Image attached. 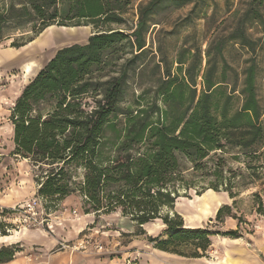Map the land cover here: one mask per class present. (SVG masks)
Here are the masks:
<instances>
[{
	"label": "trees",
	"instance_id": "obj_1",
	"mask_svg": "<svg viewBox=\"0 0 264 264\" xmlns=\"http://www.w3.org/2000/svg\"><path fill=\"white\" fill-rule=\"evenodd\" d=\"M136 1L0 0V46L18 33H30L29 40L11 46L21 48L53 26L95 30L85 44L58 50L23 89L11 115L14 155L32 163L40 186L36 197L48 210L57 211L63 200L79 192L85 214L120 210L139 230L161 220L165 231L160 238L149 237L151 243L183 257H203L211 236L238 237V231L186 228L180 215L161 213L173 210L179 198L184 162L193 172L214 177L209 189L226 192L232 200L264 176L258 172H264L261 39L252 34L254 26L264 25V0H241L243 8L233 16L229 35L209 43L205 68L198 47L194 53L190 48L179 51L174 72L162 53L151 70L157 78L143 91L151 96L141 94L124 108L130 79H141L146 72V65L138 63L147 53L146 35L159 10L171 3L192 4L191 14L201 8L195 16L200 17L207 7V0L141 2L131 30L125 14ZM114 25L118 28L110 29ZM229 43L246 55L241 68L225 58ZM121 47L132 56H119ZM229 162L239 166L231 168ZM72 169L83 170L81 182H75ZM261 193L264 197V188ZM254 197L257 212L264 213V198L259 193ZM234 208L236 202L222 206L215 221L239 219ZM16 251L2 248L0 264L12 261Z\"/></svg>",
	"mask_w": 264,
	"mask_h": 264
},
{
	"label": "crops",
	"instance_id": "obj_2",
	"mask_svg": "<svg viewBox=\"0 0 264 264\" xmlns=\"http://www.w3.org/2000/svg\"><path fill=\"white\" fill-rule=\"evenodd\" d=\"M25 47L0 48V75L7 78H0V205L9 209L35 198L38 191L32 163L14 155L16 145L11 115L25 87L19 86L15 75H8V72L24 64L21 56ZM57 51L41 64L35 76ZM196 199L194 203L197 202V207L180 204V209L176 211L183 218L186 228H204V224L214 219L222 206H231L233 202L226 192L214 195L205 193ZM61 203L62 207L57 212L58 220L51 233L40 229H24L18 234L4 235L6 237L0 240V250L6 247L17 249L12 261L4 264H25L27 258L32 260L31 264H123L127 260H132L134 264H264V213L260 214L254 208L241 213L244 215L243 223L227 218L222 226L224 232L238 231V237L214 234L205 256L188 258L163 251L156 247L157 243L148 240V237L156 239L163 235L165 226L161 220L148 223L139 230L137 224L124 217L121 211L100 216L85 214L80 199L74 195ZM64 210L74 211L76 217L72 213L62 217ZM96 220L99 224L92 228L95 234L100 232L101 240L108 238L107 235L113 237L107 239L109 244L105 245L110 246L107 250L118 253L116 249L119 247L124 259L105 257L98 260L85 253L73 254L61 250V243L76 241ZM119 236L127 239L125 244L122 245Z\"/></svg>",
	"mask_w": 264,
	"mask_h": 264
},
{
	"label": "rangeland",
	"instance_id": "obj_3",
	"mask_svg": "<svg viewBox=\"0 0 264 264\" xmlns=\"http://www.w3.org/2000/svg\"><path fill=\"white\" fill-rule=\"evenodd\" d=\"M148 1L149 0H137L136 2L128 6L125 14V18L128 21V23L126 24L127 28L131 30L135 28L138 20L137 19L138 5L141 2H148ZM206 4L207 7L204 8L203 11L204 14L203 16L200 17H195V16L199 14L201 8L197 9L194 15L191 14V10L193 9L192 4H186L182 7H176L174 4L171 3L165 5L164 7H162L161 10H159L158 14L152 19L151 22L152 27L150 28L149 32L146 35L147 53L141 60H139L138 63V65L142 63L146 65L145 67L146 72L144 74V77L141 79L139 77H134L130 79L128 96H127L128 99L124 102L123 105L124 108L134 105L135 101L137 100V98L140 97L141 94H143V96L145 95L146 98H149L151 96L149 94H144L143 91L149 90L151 86H153L157 76L152 74L151 70L153 69V66L156 63L160 62L162 58V53L168 56L170 62L172 63V70L174 72L177 67L174 64V62L176 60L175 58L179 53V51H182L184 48H190L191 50L193 49L192 53H194L195 47H198L201 49L203 53L202 56L204 62L202 68L206 67V61H207L206 50L209 46V43L212 42L216 37H223L229 35V33L234 28L236 23V19L233 16L235 15L236 12L241 11L243 8L241 4V0H233V1L231 0L229 4L227 3L226 0H207ZM111 28H118V26L114 25L111 26L110 29ZM77 30L80 31L79 39H74L71 41V43L66 45H62V46L57 45L58 47L57 46L53 47V50H51L53 51L51 55H53L55 51L65 48L67 46H71L74 44H85L89 39V37L93 35V33L95 32L93 26L78 27ZM43 33L33 38L31 42L25 45L27 47L24 48V53L21 56L22 59H24V64L20 68L12 72L10 71L11 73L8 72V75L11 74L15 75L16 77L15 80H18L19 86L25 87L29 83V81H31V79L35 76L32 75L25 79L26 67L29 65L30 62L32 61L35 62L34 60H31L30 57H26V56L28 52L33 51L32 49L37 47L39 39L43 37L42 35ZM51 34H53V32ZM51 34H48L47 36H50ZM252 34L256 40L261 39V42L259 43L258 46L259 48L258 60L260 62V68H261V76L258 80V95L264 106V25L259 24L254 26L252 29ZM30 37H31L30 33H26V34L18 33L13 38L4 41L1 44L0 48H13L11 46L16 41L25 42L29 40ZM52 46L54 45L50 44V47ZM120 50L121 51L119 53V56H125V58H130L132 56L130 49H128L127 47L124 48L121 47ZM51 55H48V57L44 61H47ZM224 55L227 62L231 66L235 68H241L244 65L243 61L244 58H246V55L243 54L239 45L235 43L227 44ZM4 56H7V54H4ZM37 61L40 62V66L42 63H44V61H42L40 58ZM0 78L1 80L7 79L6 76L2 77L1 75ZM262 123L264 125V114L262 117ZM262 162H264V160H260V163ZM183 165H184L183 170L185 172H183L182 174L183 177L185 178L184 179L185 181L182 183L179 182L177 185V189L179 190V198L177 199L173 210L164 209L162 211L161 214L163 216H166V214H170V216L173 217L174 214H177L176 211L180 209V204H182L184 207L186 206L197 207L196 205L197 202L194 203L197 200L196 197L198 196L200 197L201 195L203 196L205 193H208L209 191H212V193L214 194L221 193V192H216L213 189H209L210 188L209 182L214 180V177L209 176L206 178L203 177L202 173L200 172L199 173L193 172L191 169L192 166L189 162H184ZM238 166L239 164L236 162H229V167L231 168L236 169ZM72 172L75 178V182L76 183L81 182L84 173L83 170L72 169ZM258 172L261 174V176L262 174L264 175L263 170L259 169ZM262 177L263 178L259 181H256V183L252 187L244 190L238 198L232 200L233 202L231 203V206H233V203L236 202V208H234V214H236L237 218H239L243 222H244V215H241V213H245L253 208L256 210L258 209V200L254 197V194L259 193L263 197L261 190L264 188L262 186V182H264V176ZM73 195L77 196L80 199L82 206L85 205V199L79 192H75ZM60 206L62 207V203H60ZM73 212L74 211L72 212L65 211L64 216L66 215V213L74 214ZM90 214H94L95 216H98L95 213H90ZM215 218L211 219L210 222L207 221V224H204L205 225L204 228H209L212 232H217V231L224 232L222 230V226L225 225L226 221L224 223L219 224L215 221ZM239 219L236 220L239 222ZM98 220H96L94 223L89 225L85 229L83 234L79 236V239H77L74 242H70V243L68 242V243L70 245H73L76 244L78 241L84 239L85 237H88V238H92V240L94 241L101 243L103 246V250H101L100 252L94 250H88L82 252H71V251L69 252L73 254L85 253L86 256L91 257L93 259L96 258L98 260L105 257H115L121 260L124 259L125 258L124 254H122L121 250H119V247L116 249L118 250V253L110 252L107 250V248L110 247L109 245L108 247L105 245L106 243L109 244L107 239H113V237L111 238L109 235H107L108 238H106L105 240H101L102 234H100V232L98 234H95V232L93 231L92 228H95L96 224L97 225L99 224ZM105 229L106 228L101 230H105ZM123 237L122 236L118 237V239L119 238L121 239L120 242L122 243V245L125 244L127 240V239H123ZM31 261L32 260L27 258L25 259V264H31ZM128 261H131V263L133 262L132 260H127V262H123V264H128Z\"/></svg>",
	"mask_w": 264,
	"mask_h": 264
},
{
	"label": "built area",
	"instance_id": "obj_4",
	"mask_svg": "<svg viewBox=\"0 0 264 264\" xmlns=\"http://www.w3.org/2000/svg\"><path fill=\"white\" fill-rule=\"evenodd\" d=\"M40 186L37 187V190ZM59 207L58 210H60ZM57 211L48 210L41 198L35 197L25 203L19 204L12 208H5L0 205V238L4 236L3 233L11 235L14 232H21L24 229H40L51 233L53 231L54 223L57 222L59 215ZM74 216H76V213ZM65 210L62 211V216ZM60 248L63 251L82 252L94 250L100 252L103 250L101 243L92 240V238L85 237L76 244L61 243ZM28 263V262H27ZM128 264L131 261H128Z\"/></svg>",
	"mask_w": 264,
	"mask_h": 264
},
{
	"label": "bare ground",
	"instance_id": "obj_5",
	"mask_svg": "<svg viewBox=\"0 0 264 264\" xmlns=\"http://www.w3.org/2000/svg\"><path fill=\"white\" fill-rule=\"evenodd\" d=\"M52 32H53V34H51ZM79 32L80 31H78L77 28L68 29V28H64V27L60 28V27H56V26L50 27L47 30H45V32L42 34L43 37L40 38L38 41L37 47L32 49L33 51L28 52V54L26 56V57H30L31 60H34L35 62H33V61L30 62L29 65L26 67L25 79L32 76V75H35L36 71L40 67V62L36 60L37 58H40L42 61H44L48 57V55L52 54L53 51H51V50H53V47H56L57 45L58 46L66 45V44L71 43V41L74 39H79V35H80ZM48 34H51V35L47 36ZM50 44H53L54 46L50 47ZM44 50L46 51L45 54L43 52ZM0 59H1V57H0ZM208 193H210L211 195H214V193H212V191H209ZM18 233H20V232L17 231V232H14L13 234H18ZM5 237L6 236H2L0 238V240L5 238Z\"/></svg>",
	"mask_w": 264,
	"mask_h": 264
}]
</instances>
